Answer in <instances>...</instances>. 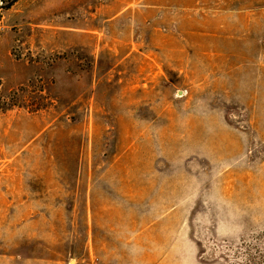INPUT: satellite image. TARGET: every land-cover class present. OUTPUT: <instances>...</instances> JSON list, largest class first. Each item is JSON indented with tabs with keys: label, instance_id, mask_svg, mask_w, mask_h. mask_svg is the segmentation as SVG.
I'll return each mask as SVG.
<instances>
[{
	"label": "rangeland",
	"instance_id": "1",
	"mask_svg": "<svg viewBox=\"0 0 264 264\" xmlns=\"http://www.w3.org/2000/svg\"><path fill=\"white\" fill-rule=\"evenodd\" d=\"M0 264H264V0H0Z\"/></svg>",
	"mask_w": 264,
	"mask_h": 264
}]
</instances>
